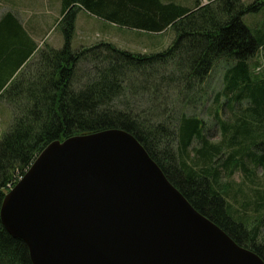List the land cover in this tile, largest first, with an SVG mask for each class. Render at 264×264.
I'll list each match as a JSON object with an SVG mask.
<instances>
[{
	"label": "trees",
	"instance_id": "16d2710c",
	"mask_svg": "<svg viewBox=\"0 0 264 264\" xmlns=\"http://www.w3.org/2000/svg\"><path fill=\"white\" fill-rule=\"evenodd\" d=\"M72 4L148 30L170 25L174 38L149 53L107 41L72 49ZM260 4L210 0L190 10L159 0H62L63 45L39 49L29 66L36 45L13 13L5 12L0 17V98L9 104L12 122L0 141V205L7 184L14 185L50 141L119 128L142 144L197 211L264 261L256 228H247L246 203L232 209L231 201L238 203L235 191L223 181L239 171L257 183L255 170L264 169V76L250 67L264 48V30L255 35L242 20ZM221 58L231 63L223 73L224 101L216 108L228 106L232 115L229 120L215 116L220 139L210 141L203 120L182 111L172 114L175 107L168 99L174 94L186 103ZM137 94L140 102L134 104L129 97ZM255 197L256 209L264 207V193L257 189ZM0 264H32L24 241L11 236L1 220Z\"/></svg>",
	"mask_w": 264,
	"mask_h": 264
},
{
	"label": "water",
	"instance_id": "95a60500",
	"mask_svg": "<svg viewBox=\"0 0 264 264\" xmlns=\"http://www.w3.org/2000/svg\"><path fill=\"white\" fill-rule=\"evenodd\" d=\"M0 220L32 264H264L119 128L50 141L4 194Z\"/></svg>",
	"mask_w": 264,
	"mask_h": 264
},
{
	"label": "rangeland",
	"instance_id": "374dc122",
	"mask_svg": "<svg viewBox=\"0 0 264 264\" xmlns=\"http://www.w3.org/2000/svg\"><path fill=\"white\" fill-rule=\"evenodd\" d=\"M185 1L187 2L188 0ZM189 1V3L193 2V0ZM197 1L198 3L200 2V4L203 5L210 0ZM241 1L244 4H248L254 0ZM258 2L262 3L260 4L258 10L247 12L242 17L244 24H246L254 34L258 30H264V0H258ZM198 6L200 5H196L195 8ZM188 9L194 10L192 8ZM95 27H97V24H95ZM98 27L99 29L98 31H96V33H89V30H92L91 28L87 30L88 39H86L85 37L82 38L83 35H74L75 31L73 29L74 36L72 35L73 38H71V48L77 49L83 46H89L98 42L107 41L114 44L116 47L125 50L140 53H149L166 48L174 38V32L171 28L168 30V32H165L163 34L151 35L141 33L140 31L115 29L112 26L103 28L101 24H99ZM50 32L51 30L46 34H49ZM104 34L105 38L101 36ZM48 36L49 37L46 40L47 44L46 42H43L41 46H38V48L36 49V53L34 52V55L29 59L27 63L28 66L34 61L39 49H42L45 46H53V48L56 49L62 47L64 40L62 29L57 28L56 30H52V32ZM97 36H99V39H95V37ZM93 37L94 39H91ZM79 38H82L80 41L82 43L86 42V45H78V43L76 42L79 40ZM48 44L51 46H49ZM230 63L231 62L227 61L226 59H219L215 63L210 73L206 76L202 84H200V87L198 88L196 93L191 98L186 100L187 102L185 101L186 103L183 104V99L181 97L180 99L174 94H172L171 97L169 96L168 99L169 104H173V107H175V110L172 112V114H179L182 111L188 115H195L201 118L204 122V132L210 141H218L220 139V131L218 125L216 124L215 116L223 119H228V117L232 115V110L228 106L224 105L221 108H216V104L219 105L224 101V98L221 96L220 91L223 86V73L225 69L230 65ZM250 65L253 74L264 76V48L258 50L257 54L250 60ZM139 97L140 96L137 94L133 97L130 96L129 98L135 104L137 101L140 102ZM245 106V102L241 103L240 105L241 108H244ZM11 122V108L5 99L0 98V141L3 134L8 130ZM196 145V142L192 144V146ZM255 175V180L257 183L249 182L239 171L234 172L231 176L224 177L223 181L228 182L231 185L233 191H235V198L237 199L238 203L231 201L232 209L238 208L239 202L246 203L245 215L247 220L246 224L248 226L247 228L250 229L251 227H255L257 230V243L264 244V207L256 209L257 205L255 200V190L259 189L264 193V169L262 167H258L255 170ZM19 178L20 177H17V180ZM11 187H9V189Z\"/></svg>",
	"mask_w": 264,
	"mask_h": 264
},
{
	"label": "crops",
	"instance_id": "0c3cea01",
	"mask_svg": "<svg viewBox=\"0 0 264 264\" xmlns=\"http://www.w3.org/2000/svg\"><path fill=\"white\" fill-rule=\"evenodd\" d=\"M159 1L163 4L173 2L182 7L192 9H194L198 3L197 0H193L192 3H189V0L187 2L185 0ZM199 5H201L200 2ZM70 7H74L76 11L74 20V35H83L82 38L85 37L86 39H88L87 30L91 28L92 30H89V33H96V31L99 29V24H101L103 28L112 26L115 29L140 31L141 33L151 35H160L168 32L170 29V25L165 26L162 30L155 31L139 26L111 22L100 14L91 12L78 4H72ZM7 11L13 13V15L18 19L24 30L27 32L28 36L35 43L36 49L38 46H41L43 42H46L47 44L46 40L48 39V35L52 32V30H56L57 28L62 29V25L60 23L63 17L62 0H0V17ZM95 24H97V27H95ZM50 30L51 32L46 34ZM101 36L105 38V34ZM98 37L99 36L95 37V39H99ZM82 38H79V40L76 42L78 45H86V42L82 43L80 41ZM91 39H94V37Z\"/></svg>",
	"mask_w": 264,
	"mask_h": 264
},
{
	"label": "built area",
	"instance_id": "2783aa9c",
	"mask_svg": "<svg viewBox=\"0 0 264 264\" xmlns=\"http://www.w3.org/2000/svg\"><path fill=\"white\" fill-rule=\"evenodd\" d=\"M20 177H21V176H20ZM16 181H17V180H16ZM16 181H15V182H16ZM15 182H14V183H15ZM7 185H8V187L13 186L12 183H8Z\"/></svg>",
	"mask_w": 264,
	"mask_h": 264
}]
</instances>
